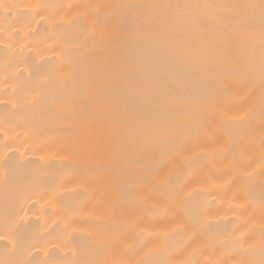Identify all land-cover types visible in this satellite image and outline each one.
Wrapping results in <instances>:
<instances>
[{"label": "bare ground", "instance_id": "bare-ground-1", "mask_svg": "<svg viewBox=\"0 0 264 264\" xmlns=\"http://www.w3.org/2000/svg\"><path fill=\"white\" fill-rule=\"evenodd\" d=\"M0 264H264V0H0Z\"/></svg>", "mask_w": 264, "mask_h": 264}]
</instances>
